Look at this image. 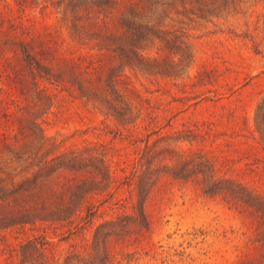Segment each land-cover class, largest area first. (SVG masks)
Instances as JSON below:
<instances>
[{
    "label": "trees",
    "instance_id": "obj_1",
    "mask_svg": "<svg viewBox=\"0 0 264 264\" xmlns=\"http://www.w3.org/2000/svg\"><path fill=\"white\" fill-rule=\"evenodd\" d=\"M244 4L264 7V0H0V93L11 94V106L0 94V238L10 264L54 263L42 234H25L13 246L7 232L75 220L67 230L80 232L97 217L87 254L70 250L62 264H134L150 227L144 203L172 180L194 183L249 220L256 252L237 264H264V194L236 175L232 156L192 146L215 140L204 121L181 127H173L170 118L161 123L165 116L157 103L121 74L124 66H134L176 76L189 66L183 33L164 22L178 6L204 18L236 12ZM216 79L215 70L202 65L191 84ZM53 89L91 102L112 118L114 134L125 130L131 143L143 142L120 180L128 193L123 205L129 199L131 210L102 214L101 205L120 200L109 190L115 180L112 146L95 141L57 150L47 142L40 118L53 102ZM252 126L264 143V95ZM180 142L188 146L181 148ZM95 196L97 203L89 201Z\"/></svg>",
    "mask_w": 264,
    "mask_h": 264
},
{
    "label": "rangeland",
    "instance_id": "obj_2",
    "mask_svg": "<svg viewBox=\"0 0 264 264\" xmlns=\"http://www.w3.org/2000/svg\"><path fill=\"white\" fill-rule=\"evenodd\" d=\"M246 5L236 12L204 18L182 12L178 6L180 11L171 10L164 22L183 33L191 52L189 66L176 76L155 75L134 66H124L121 74L129 85L157 103L158 112L165 116L161 123L170 118L173 127H181L204 121L215 140L197 141L192 146L232 156L238 167L236 175L264 194V143L252 126L254 108L264 95V7ZM202 65L215 70L216 83L191 84ZM53 92V102L40 118L47 142H54L57 150L95 141L112 146L109 160L115 180L109 190L120 200L101 205L102 214L131 210L129 199L123 205L128 193L120 180L130 168L134 150L143 142L131 143L125 130L114 134L112 118L91 102L63 90ZM0 94L9 104L11 94ZM143 133L139 126V139ZM179 144L188 146L187 142ZM97 198L89 201L97 203ZM144 210L150 227L141 241L143 247L134 253V264H237L256 252L251 222L217 198L201 193L190 181H164L146 199ZM74 223L43 224L25 233L9 231L6 239L14 246L25 234H42L53 263L62 264L70 250L80 255L89 251L94 223L80 232H69L67 228ZM0 264H10L1 238Z\"/></svg>",
    "mask_w": 264,
    "mask_h": 264
}]
</instances>
